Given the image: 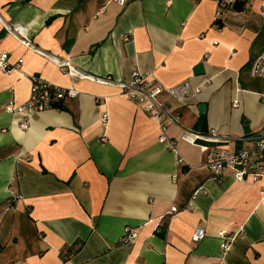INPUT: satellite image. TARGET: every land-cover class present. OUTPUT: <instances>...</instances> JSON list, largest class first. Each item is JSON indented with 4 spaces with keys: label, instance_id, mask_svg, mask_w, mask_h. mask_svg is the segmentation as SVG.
<instances>
[{
    "label": "crops",
    "instance_id": "obj_1",
    "mask_svg": "<svg viewBox=\"0 0 264 264\" xmlns=\"http://www.w3.org/2000/svg\"><path fill=\"white\" fill-rule=\"evenodd\" d=\"M217 9L218 0H0V51L23 59L0 69V264H264V178L214 177L186 131L240 135L264 121V79L250 74L264 50L259 4L226 10L219 26ZM10 28L92 78L69 75ZM137 69L201 88L168 100L178 153L159 141L156 118L93 78ZM34 74L79 94L23 130L7 106L28 100ZM199 226L206 236L195 242ZM221 230L236 234L226 254Z\"/></svg>",
    "mask_w": 264,
    "mask_h": 264
},
{
    "label": "built area",
    "instance_id": "obj_2",
    "mask_svg": "<svg viewBox=\"0 0 264 264\" xmlns=\"http://www.w3.org/2000/svg\"><path fill=\"white\" fill-rule=\"evenodd\" d=\"M121 6H125L128 0H108ZM255 3L259 4V15L264 20V0H218V9L215 14V24L220 25V19L226 10L242 6L244 9H250ZM11 34L18 37L24 44L33 48L36 52L52 58L58 62L61 68L69 75L85 76L92 78L91 75H84L77 69L71 67L68 61L60 60L54 54L45 51L36 46L32 41L21 38L18 32L10 28ZM20 33V32H19ZM23 59L20 58L12 64L7 50L0 51V69L5 73H10L16 68H20ZM250 74L254 78L264 79V50L256 56L250 67ZM32 89L27 101L17 104L10 101L7 110L12 114L20 116L19 124L23 130H28L31 126L34 115L48 108L57 107L60 101L66 98H73L79 94L75 88H64L58 86L42 76L32 75ZM95 80L117 86L122 95L130 98L139 105L145 112L156 118L159 122L160 137L159 141L168 148L178 153L176 141L167 134V129L171 124H180L178 112L172 107L168 100L174 99L178 102H187L197 97L201 88L195 87L190 80H185L174 85L162 83L155 73L151 70H134L131 78L122 80L112 76L93 77ZM238 104V100H235ZM189 135V141L198 144L204 156V165L211 170L216 178H221L227 172L237 181L252 180L258 182L264 178V121L261 126L249 132L240 135H229L218 133L215 129L209 131L186 130ZM247 143H253L255 150L252 151L245 146ZM184 161L179 158V162ZM261 203L264 204V185L261 188ZM21 198V195L13 199ZM179 208L174 206L166 214L172 217ZM157 231H161V226H157ZM218 235L222 238L223 253L230 251L235 240L236 234L231 235L227 230H221ZM138 236L135 228H125L123 239L126 243H132ZM206 231L202 227H197L192 235L195 242L203 240Z\"/></svg>",
    "mask_w": 264,
    "mask_h": 264
},
{
    "label": "water",
    "instance_id": "obj_3",
    "mask_svg": "<svg viewBox=\"0 0 264 264\" xmlns=\"http://www.w3.org/2000/svg\"><path fill=\"white\" fill-rule=\"evenodd\" d=\"M204 70H205V69H204V64H203V63L199 64V65L196 67V72H197V73H203ZM204 106H205V105H199L200 110H201L202 112H205V111H204Z\"/></svg>",
    "mask_w": 264,
    "mask_h": 264
},
{
    "label": "trees",
    "instance_id": "obj_4",
    "mask_svg": "<svg viewBox=\"0 0 264 264\" xmlns=\"http://www.w3.org/2000/svg\"><path fill=\"white\" fill-rule=\"evenodd\" d=\"M57 107H61V105L59 104ZM204 118V117H203ZM203 131V130H202Z\"/></svg>",
    "mask_w": 264,
    "mask_h": 264
}]
</instances>
